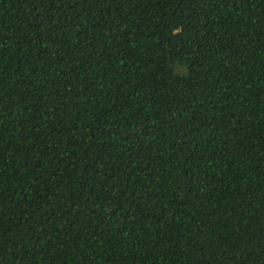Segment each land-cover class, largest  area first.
I'll list each match as a JSON object with an SVG mask.
<instances>
[{
	"label": "trees",
	"instance_id": "16d2710c",
	"mask_svg": "<svg viewBox=\"0 0 264 264\" xmlns=\"http://www.w3.org/2000/svg\"><path fill=\"white\" fill-rule=\"evenodd\" d=\"M0 264H264V0H0Z\"/></svg>",
	"mask_w": 264,
	"mask_h": 264
}]
</instances>
